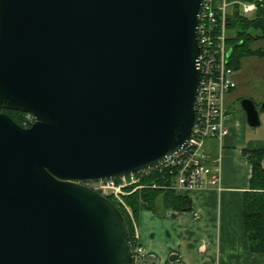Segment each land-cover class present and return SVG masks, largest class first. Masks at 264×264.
<instances>
[{
	"label": "water",
	"instance_id": "obj_1",
	"mask_svg": "<svg viewBox=\"0 0 264 264\" xmlns=\"http://www.w3.org/2000/svg\"><path fill=\"white\" fill-rule=\"evenodd\" d=\"M201 1L0 0V264H133L123 216L84 183L189 138ZM240 107L258 126L264 101Z\"/></svg>",
	"mask_w": 264,
	"mask_h": 264
},
{
	"label": "crops",
	"instance_id": "obj_2",
	"mask_svg": "<svg viewBox=\"0 0 264 264\" xmlns=\"http://www.w3.org/2000/svg\"><path fill=\"white\" fill-rule=\"evenodd\" d=\"M233 80L236 88L235 75ZM234 89L225 96L227 135L220 145L207 142L209 154L220 155L221 190L183 193L189 200L183 211L156 213L145 202L138 206L134 236L149 264H264V255L250 252L243 230V194L251 174L243 150H261L264 169V110H259V125L249 126L244 111L233 108L238 99L226 98Z\"/></svg>",
	"mask_w": 264,
	"mask_h": 264
},
{
	"label": "built area",
	"instance_id": "obj_3",
	"mask_svg": "<svg viewBox=\"0 0 264 264\" xmlns=\"http://www.w3.org/2000/svg\"><path fill=\"white\" fill-rule=\"evenodd\" d=\"M264 7V0H202L197 16L199 80L194 100L195 119L191 134L182 148L162 164L138 174L88 182L86 186L120 203L121 197L143 189L171 191L175 194L195 190L220 191V155L212 157L207 142L221 144L227 135L223 124L225 96L235 88L234 70L229 64L228 24L233 14L246 17ZM34 119L23 116V127ZM130 189L128 193L124 189ZM132 244V263L149 264L144 248Z\"/></svg>",
	"mask_w": 264,
	"mask_h": 264
},
{
	"label": "trees",
	"instance_id": "obj_4",
	"mask_svg": "<svg viewBox=\"0 0 264 264\" xmlns=\"http://www.w3.org/2000/svg\"><path fill=\"white\" fill-rule=\"evenodd\" d=\"M228 29L232 31L229 38L231 54L229 64L234 71H238L241 62L246 57L264 55L261 49L254 50L251 45L264 40V8L258 10L254 17H241L237 14L229 19ZM4 112L19 126H23L25 113L4 110ZM243 155L251 165L249 188L243 194V230L252 253L264 255V169L260 161L261 150H243ZM123 216L128 228L129 236L134 244V230L129 215L116 201L108 198ZM139 201L151 206L156 213L168 210L183 211L189 205L186 196L171 191L143 189L125 198V203L131 208L132 218L137 215Z\"/></svg>",
	"mask_w": 264,
	"mask_h": 264
},
{
	"label": "rangeland",
	"instance_id": "obj_5",
	"mask_svg": "<svg viewBox=\"0 0 264 264\" xmlns=\"http://www.w3.org/2000/svg\"><path fill=\"white\" fill-rule=\"evenodd\" d=\"M254 15L255 14H249L247 18H252L254 17ZM228 35L229 37L232 36V31L228 30ZM230 45L231 44L229 42V46ZM251 48L254 50L261 49L264 51V40H258L254 42L251 45ZM260 56L261 55L244 58L241 62V68L234 73L237 85L232 95H228V97H226L228 99L229 98L231 99V97L238 99L234 103L233 106L234 109L238 107L240 110H242L240 107V101L242 99H251L256 104H260L262 101H264V57H260ZM226 103H227V99H226ZM251 129L254 130V128ZM128 191H130L129 188L124 189V192L128 193ZM135 192L139 193V191H135ZM131 194L123 195L121 197V200L124 203V205L128 208V210L125 209V211L130 217L132 227L134 230L136 217L134 219L132 218L131 208L129 207V205L125 203V198L131 196ZM140 202L143 201H139V204ZM121 207L123 206L121 205Z\"/></svg>",
	"mask_w": 264,
	"mask_h": 264
}]
</instances>
